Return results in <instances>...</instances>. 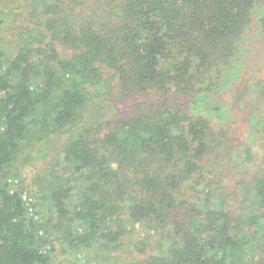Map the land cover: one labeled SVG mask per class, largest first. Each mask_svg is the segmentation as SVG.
Wrapping results in <instances>:
<instances>
[{
    "label": "trees",
    "instance_id": "obj_1",
    "mask_svg": "<svg viewBox=\"0 0 264 264\" xmlns=\"http://www.w3.org/2000/svg\"><path fill=\"white\" fill-rule=\"evenodd\" d=\"M0 264H264V0H0Z\"/></svg>",
    "mask_w": 264,
    "mask_h": 264
},
{
    "label": "built area",
    "instance_id": "obj_2",
    "mask_svg": "<svg viewBox=\"0 0 264 264\" xmlns=\"http://www.w3.org/2000/svg\"><path fill=\"white\" fill-rule=\"evenodd\" d=\"M22 200L25 202V205L29 208V212L31 215H33V209L31 207L32 199L26 196L25 194L22 195ZM34 218H37L34 216Z\"/></svg>",
    "mask_w": 264,
    "mask_h": 264
},
{
    "label": "rangeland",
    "instance_id": "obj_3",
    "mask_svg": "<svg viewBox=\"0 0 264 264\" xmlns=\"http://www.w3.org/2000/svg\"><path fill=\"white\" fill-rule=\"evenodd\" d=\"M34 197V196H33Z\"/></svg>",
    "mask_w": 264,
    "mask_h": 264
}]
</instances>
